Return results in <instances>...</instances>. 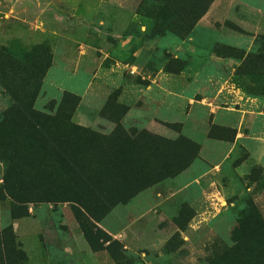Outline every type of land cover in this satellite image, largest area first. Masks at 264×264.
<instances>
[{
	"label": "rangeland",
	"instance_id": "1",
	"mask_svg": "<svg viewBox=\"0 0 264 264\" xmlns=\"http://www.w3.org/2000/svg\"><path fill=\"white\" fill-rule=\"evenodd\" d=\"M139 3L0 0V47H38L50 55L36 109L53 113L69 92L80 98L77 120L108 132L113 123L99 111L112 98L128 108L126 129L184 135L200 144L187 168L118 205L110 221L95 223L73 202L29 203L27 214L14 218L15 202L0 197V230L12 225L27 255L22 264H116L99 229L131 264H215L227 250L226 258H237L229 249L238 241L240 220L261 228L250 205L264 220V77L236 74L224 82L239 61L213 49L219 52L221 43L246 49L252 36L264 32V0H215L183 40L170 33L148 38ZM263 42L258 38L252 46ZM160 65L184 69L166 73ZM9 102L0 86V110ZM239 108L247 110L242 122ZM3 170L0 163V186ZM183 203L194 214L179 230L174 217ZM175 232L176 249L170 251L165 243ZM259 242L253 237L242 243L253 248Z\"/></svg>",
	"mask_w": 264,
	"mask_h": 264
},
{
	"label": "trees",
	"instance_id": "2",
	"mask_svg": "<svg viewBox=\"0 0 264 264\" xmlns=\"http://www.w3.org/2000/svg\"><path fill=\"white\" fill-rule=\"evenodd\" d=\"M212 2L140 0L137 14L148 38L170 33L183 40ZM260 38L264 40V35ZM39 49L32 47L17 52L0 47V86L10 99L0 110V163L4 166L0 197L15 202L12 217L26 215L25 205L29 203L73 202L95 223L100 222L115 205L126 203L140 191L177 175L197 156L199 144L184 135L165 138L147 129H126L122 119L128 108L112 98L99 111L113 123L108 133L72 120L80 98L69 92L62 94L53 113L36 109L35 101L50 64L49 53ZM216 49L219 52L215 48L213 51L217 55H234L238 59L236 74L254 79L264 77V45L255 46L247 53L223 43ZM178 69L164 66L168 72ZM253 205L250 210L261 228H250L240 220L236 230L240 234L238 241L229 249L237 258H226L227 250L223 260L215 264H264V220ZM193 214L188 204L180 205L174 217L179 230ZM99 230L101 237L107 238V248L116 264H131L116 246L118 242ZM177 236L179 233L175 232L166 241L168 250L176 249L172 241ZM253 237L261 239L257 246L251 248L242 243ZM26 256L18 247L12 225L2 228L0 264H22Z\"/></svg>",
	"mask_w": 264,
	"mask_h": 264
},
{
	"label": "crops",
	"instance_id": "3",
	"mask_svg": "<svg viewBox=\"0 0 264 264\" xmlns=\"http://www.w3.org/2000/svg\"><path fill=\"white\" fill-rule=\"evenodd\" d=\"M215 2V0H213V2L211 3V5H210V7H209V9L207 10V12L197 21V23H196V25L194 26V28H193V30H192V32L195 30V28L197 27V25L200 23V21H202L205 17H206V15L209 13V11H210V9H211V7H212V5H213V3ZM263 34H264V32H259V33H256L254 36H252V38H251V41H250V44L248 45V47L245 49V48H243V47H240L239 45L237 46V45H234V44H229V43H223V44H227V45H231V46H234V47H237V48H240V49H243L244 51H245V53H247L249 50H251V49H253V44H255V40H257L258 38H259V36H263ZM253 45V46H252ZM237 66V65H236ZM236 66H234V67H231V70L233 71V73L231 72V74L229 75V77H227V78H225L224 79V82H228L229 81V79L231 78V75H236V73H235V70H236ZM194 67V66H193ZM184 69V67L182 68V69H178L177 70V72L179 71V72H182V70ZM159 70L160 71H164V72H166V73H168V71H165L164 70V66L163 65H160V67H159ZM243 76H246V75H243ZM197 77H198V74H195L194 75V80H196V81H198V79H197ZM202 84V86H204V87H207V85H206V83H201ZM200 92L202 93V96L204 97V96H206V95H208V91L207 90H204V89H201L200 90ZM235 93H233V94H231V100H234V99H237V95H236V92L237 91H234ZM238 97L239 98H241V96L240 95H238ZM203 99H206V98H203ZM229 100H230V98H228ZM235 101V100H234ZM79 105V104H78ZM230 107V106H229ZM238 110V112L240 113V117H241V122H242V119H243V117H244V114L246 113V111L247 110H245V109H243V108H239V109H237ZM128 111V110H127ZM127 113V112H126ZM125 113V114H126ZM78 118H77V116H76V112L75 113H73V116H72V120L74 121V122H76V123H78V124H80V125H83V126H87V127H91V126H89V124H87L86 122H83V121H81V120H77ZM113 127V126H112ZM93 128V127H92ZM95 129V128H94ZM112 129V128H111ZM97 130V129H96ZM148 131H150V132H152V133H155V134H158V135H161V136H163L162 134H160V133H158V132H156V131H151V130H149V129H147ZM100 131V130H99ZM102 132V131H101ZM109 132V131H108ZM108 132H104V133H108ZM238 135H240V136H242V134L240 133V131L238 132ZM164 137V136H163ZM165 138H169V137H165ZM175 138V137H174ZM194 141V140H193ZM198 143V142H197ZM199 144V143H198ZM199 146H200V144H199ZM199 151H200V149H199ZM199 154V153H198ZM147 189V188H146ZM145 190V189H144ZM144 190H142V191H144ZM142 191H140V192H142ZM139 192V193H140ZM139 193H137L136 195H134L133 197H135V196H137ZM132 197V198H133ZM131 198V199H132ZM130 199V200H131ZM128 202V201H127ZM126 202V203H127ZM126 203H118L117 205H115L106 215H105V217H104V219H103V221H105V219L107 218L108 219V217H110L109 218V220L108 221H110V220H112L114 217H112V216H114L115 215V209H116V207L118 206V205H121V204H126ZM180 207V206H179ZM179 207H178V209H179ZM82 208V207H81ZM178 209H177V211H176V213L178 212ZM112 217V218H111ZM105 227V229L107 230V231H110L111 229H109L108 227H106V226H104ZM121 231H124V229H122ZM121 231H118V232H121ZM116 235H119V236H121V237H123L122 235H124L123 233L121 234V233H115V236ZM126 246V245H125Z\"/></svg>",
	"mask_w": 264,
	"mask_h": 264
}]
</instances>
